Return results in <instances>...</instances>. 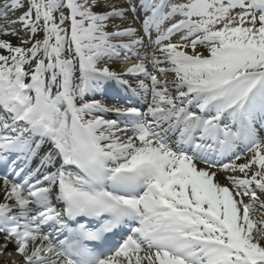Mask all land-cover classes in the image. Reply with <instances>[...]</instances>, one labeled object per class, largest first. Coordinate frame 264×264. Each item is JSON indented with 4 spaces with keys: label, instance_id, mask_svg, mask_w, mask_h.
Listing matches in <instances>:
<instances>
[{
    "label": "snow or ice",
    "instance_id": "1",
    "mask_svg": "<svg viewBox=\"0 0 264 264\" xmlns=\"http://www.w3.org/2000/svg\"><path fill=\"white\" fill-rule=\"evenodd\" d=\"M0 21V257L264 264V0H0Z\"/></svg>",
    "mask_w": 264,
    "mask_h": 264
},
{
    "label": "bare ground",
    "instance_id": "2",
    "mask_svg": "<svg viewBox=\"0 0 264 264\" xmlns=\"http://www.w3.org/2000/svg\"><path fill=\"white\" fill-rule=\"evenodd\" d=\"M16 15H19V13H16ZM10 18H12V17H10ZM2 22H3V21H0V23H2ZM17 27H19V25H17ZM4 38H5V39H9L13 44L18 43V41H17V39H16L15 37H12V36H6V37H4ZM111 67H113V68H115V69H117V70H120V68L122 67V65H121V63L117 62V63L112 64ZM262 135H264V134H262ZM239 162L242 163V162H244V160L242 159V160L239 161ZM217 179H218L222 184L226 183L223 174H218ZM0 201H2V196H0ZM7 251H13L11 245L9 246V248H8ZM7 251H6V252H7ZM10 261H13V260L10 259V258H7V257L4 256V255H3L2 257H0V264H8V262H10ZM15 261L17 262V264H20V258L17 257Z\"/></svg>",
    "mask_w": 264,
    "mask_h": 264
},
{
    "label": "rangeland",
    "instance_id": "3",
    "mask_svg": "<svg viewBox=\"0 0 264 264\" xmlns=\"http://www.w3.org/2000/svg\"><path fill=\"white\" fill-rule=\"evenodd\" d=\"M4 256H6L7 258H10L12 260H16V258L18 257L14 252L12 251H7L5 252ZM19 258V257H18Z\"/></svg>",
    "mask_w": 264,
    "mask_h": 264
}]
</instances>
